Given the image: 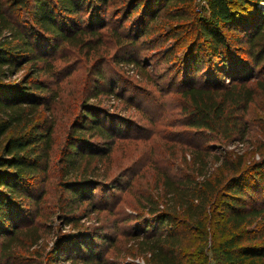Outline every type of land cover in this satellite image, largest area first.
<instances>
[{
    "label": "trees",
    "instance_id": "1",
    "mask_svg": "<svg viewBox=\"0 0 264 264\" xmlns=\"http://www.w3.org/2000/svg\"><path fill=\"white\" fill-rule=\"evenodd\" d=\"M203 1L206 13L195 10L198 0H0V252H10L40 203L34 182L48 168L53 129L43 116L52 110L51 82L43 76H54L46 54L79 39L100 40L113 7L119 21L110 29L122 63H136L128 54L154 28H166L168 37L175 27L184 28L177 45L187 46L169 86L181 79L176 91L185 124L194 129L184 141L186 166L177 175L164 171L165 208L153 210L143 227L122 232L136 239L132 256L144 257L145 264H264V152L247 162L244 154L205 144H234L250 130L249 105L258 89L264 92V0ZM22 9L31 17L25 27L15 17ZM27 63L32 73L13 81ZM84 106L68 143L70 171L76 154L94 155L85 135L104 141L115 136L102 109ZM68 182L72 198L83 201L87 179ZM72 206H64L62 216H71ZM115 240L102 227L63 234L47 264H144L102 254L99 241Z\"/></svg>",
    "mask_w": 264,
    "mask_h": 264
},
{
    "label": "rangeland",
    "instance_id": "2",
    "mask_svg": "<svg viewBox=\"0 0 264 264\" xmlns=\"http://www.w3.org/2000/svg\"><path fill=\"white\" fill-rule=\"evenodd\" d=\"M113 10L112 7L107 11L108 26L98 36L100 40L87 37L89 40L84 43L79 39L46 54L54 67L53 78L43 76L51 82L52 89L47 95L52 110L43 115H48L53 124L50 159L47 170L34 182L41 198L39 204H34L32 220H28V228L16 238L10 252H0V264H47L51 249L63 234L98 227L116 237L112 245L99 241L102 254L146 263L144 257L132 256L130 248L131 244L136 247V239L122 232L134 225L143 227V223L154 218L153 210L165 208L164 171L171 169L177 175V168L186 166L184 153H189V148L184 141L194 129L185 124L184 101L176 91L181 79L172 89L169 85L175 79L174 65L183 57L187 41L177 45L184 28L175 27L170 32L174 34L168 37L166 28L158 26L128 54L135 57L136 63H122L124 54L110 29L119 21ZM195 10L206 13L205 1L198 0ZM15 17L24 27L31 19L26 9L17 11ZM127 25L129 22L123 33H128ZM32 69V63L24 64L12 80L28 76ZM86 102L103 110L101 117L115 136L105 142L97 135H85L92 143L94 155L76 154V166L70 171L68 143L82 119ZM246 119L251 126L244 140L227 146L215 141L205 144L244 154L247 162L260 159L264 152L263 91L258 89ZM187 158L191 160L190 155ZM83 178L87 179L83 184L88 186L87 192L83 201H76L72 198L76 194L67 190L68 181ZM69 204L73 205V216H62L67 212L63 207Z\"/></svg>",
    "mask_w": 264,
    "mask_h": 264
}]
</instances>
